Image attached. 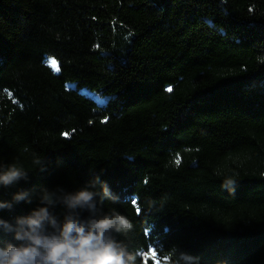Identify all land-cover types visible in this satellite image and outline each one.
I'll use <instances>...</instances> for the list:
<instances>
[{"label": "trees", "instance_id": "trees-1", "mask_svg": "<svg viewBox=\"0 0 264 264\" xmlns=\"http://www.w3.org/2000/svg\"><path fill=\"white\" fill-rule=\"evenodd\" d=\"M8 163L30 180L0 187V201L34 193L0 210L9 222L41 188L99 175L119 200L101 212L133 225L112 235L145 254L137 264H165L173 248L264 264V0H0Z\"/></svg>", "mask_w": 264, "mask_h": 264}, {"label": "clouds", "instance_id": "clouds-1", "mask_svg": "<svg viewBox=\"0 0 264 264\" xmlns=\"http://www.w3.org/2000/svg\"><path fill=\"white\" fill-rule=\"evenodd\" d=\"M37 164L45 170L42 160ZM29 180L30 173L15 163L0 165V187ZM236 182L235 177L224 176L221 188L234 194ZM33 200L34 193L21 189L10 201H0V210L11 211L15 204H32ZM36 201L37 206L26 215L11 222L0 218V231L17 242L0 247V264H137L144 257L142 251H129L124 242L113 238V233L126 234L133 225L115 210L101 212L105 201L116 204L119 200L99 175L71 192L60 186L43 187ZM57 206L65 209L62 219L54 212ZM161 259L165 264H199L196 257L176 248Z\"/></svg>", "mask_w": 264, "mask_h": 264}, {"label": "snow or ice", "instance_id": "snow-or-ice-1", "mask_svg": "<svg viewBox=\"0 0 264 264\" xmlns=\"http://www.w3.org/2000/svg\"><path fill=\"white\" fill-rule=\"evenodd\" d=\"M171 89H169L170 91ZM64 135H67V134H64ZM177 164H179V160L176 161ZM133 203H135V201H133Z\"/></svg>", "mask_w": 264, "mask_h": 264}]
</instances>
